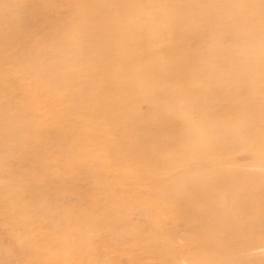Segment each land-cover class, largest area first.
Instances as JSON below:
<instances>
[{"label":"rangeland","instance_id":"374dc122","mask_svg":"<svg viewBox=\"0 0 264 264\" xmlns=\"http://www.w3.org/2000/svg\"><path fill=\"white\" fill-rule=\"evenodd\" d=\"M0 264H264V0H0Z\"/></svg>","mask_w":264,"mask_h":264},{"label":"bare ground","instance_id":"6f19581e","mask_svg":"<svg viewBox=\"0 0 264 264\" xmlns=\"http://www.w3.org/2000/svg\"><path fill=\"white\" fill-rule=\"evenodd\" d=\"M203 216V215H202ZM203 218V217H202ZM202 218H200V219H202ZM200 222V221H199ZM261 250H263V249H261Z\"/></svg>","mask_w":264,"mask_h":264}]
</instances>
